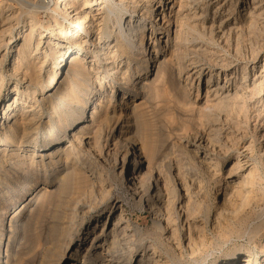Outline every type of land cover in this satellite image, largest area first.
I'll return each mask as SVG.
<instances>
[{
	"label": "rangeland",
	"instance_id": "obj_1",
	"mask_svg": "<svg viewBox=\"0 0 264 264\" xmlns=\"http://www.w3.org/2000/svg\"><path fill=\"white\" fill-rule=\"evenodd\" d=\"M82 1L76 0L74 8H81ZM181 1L184 4L189 1L187 5L185 4L186 10L183 12L188 16V20H191L187 21L190 28L186 29L187 34H185L189 42L186 41L185 45L189 48L186 51L187 57L192 58L193 62L189 65L190 62L186 61L187 57L182 59L179 54L175 55L176 57L172 56L167 49L159 56L157 63L161 62L162 66L158 70L154 67L135 80L144 84L143 94L148 93L149 96L142 99L143 103L141 99L135 101L140 104V108L137 111V118L134 117L136 126L131 133L136 143L141 148L144 147L142 148L144 157H141L143 162L145 160L143 166H146L145 163L151 166L152 182L148 193L145 194L153 192V179L157 176L159 188L163 187L160 188L162 192L167 196L172 194L170 199L174 197L170 204L168 225L162 223L167 227L163 230L154 227V216L146 208V195L139 201L140 190L128 184V168L126 164L121 168L119 159L123 149L118 151V158L114 163H111L112 158L105 160L104 155L101 154L99 157L92 155L95 160L92 164L96 166L92 170H87V163L79 166L81 171L90 173L92 178L98 175L104 181L103 191L94 186L91 193L83 196L73 183L65 187L56 186L55 180L66 170L64 165L59 164L58 167L53 165L49 169L50 167L39 163L36 152L34 156L32 155V150H40L42 147L47 150L46 153L50 152L58 140L50 143L44 130L37 134L32 132L24 142L27 155L23 157L18 153L17 157L11 158V161L14 160V165L9 169L10 174L6 177L0 174V182L3 184L0 187V264L3 260H5L3 264H125L116 255L128 254L129 247H133L130 252L133 256L127 264H145L148 256L144 258L140 256L143 251L150 253L152 245L161 249L162 253H168L162 260L167 259L169 264H264V0ZM254 3L257 5L256 9H253ZM89 4L90 6L86 5L85 8L92 14H101V10L97 11L98 0H90ZM7 5L14 14L19 11L16 2L5 0L0 6V11L5 13ZM55 10L60 12L56 17L61 21L64 12L60 10L59 4ZM37 15L35 27L37 30L33 34L35 38L42 30L40 25L48 24L46 14L38 11ZM24 17L26 16L22 15L17 21L12 20V33L4 34L0 38V56L3 54L0 57L2 62L0 110L6 99V92L9 91L10 95L15 82L11 67L22 43L20 35L28 31V27L24 25ZM250 17L255 19L253 20L255 23L249 26ZM191 29L196 32L201 31L202 33H199L203 38L195 39L196 34ZM83 33L81 31V34ZM96 37L97 33H94L92 38L96 39ZM165 39L167 36L163 37L161 43H164ZM41 41L42 44L44 39ZM165 44L170 46L171 43ZM40 49L44 50V48ZM113 51L114 47L110 44L108 56L111 58L108 59L114 58L119 71H124L127 61L118 52L112 53ZM38 55L43 56L42 51L38 52ZM67 63L68 59H66ZM178 63L186 65V70H183L180 76L175 72L178 70ZM128 64L126 75L133 78L137 73L140 74L133 62ZM195 66L201 72L200 76L191 82V74L187 77L188 80L186 76L192 73L194 77ZM61 70H66V67H62ZM216 83L227 87L229 93L236 94L234 96L237 99L234 101L237 102L232 101V105L228 106L230 109L215 107L217 111L211 110L214 104L216 106L217 99L222 96H220L221 90L215 93ZM95 98L98 99V96L95 95ZM119 100V93L110 96L107 92L99 100L101 105L99 108L101 107L102 111L109 106L117 105ZM30 103L26 102L24 106H29ZM94 109L97 116L101 114L98 108ZM210 113L212 115L214 113L215 116L212 117ZM107 125L109 126L108 122L106 127L104 126L106 129ZM214 125L220 128L216 137L218 143L212 141L209 145L204 136L208 137L212 134L209 130L215 128ZM90 133L94 136L97 134V132ZM212 143H214L213 147ZM10 149L14 150L13 152L17 151L14 146ZM128 150L127 157L130 153V149ZM204 164L210 165L211 169L204 167ZM1 167L5 170L7 165ZM252 167H255L256 180L253 190L254 200L235 221L227 220L224 223L221 220L223 226L216 227L214 225L216 217L227 213L222 208L223 199L227 198L233 203L239 201L237 194L231 190ZM182 185L188 190H182ZM172 187H175L174 190ZM97 189L99 192H96ZM184 191L188 193L190 201L178 199ZM76 198L80 201L76 205L80 212H77L74 220H71L70 228L65 233L62 228L66 221L62 217L63 212L67 206L74 204ZM88 198L92 199L91 205L86 204ZM119 210L132 226V230H127L126 233L130 235L133 232L134 238L130 239L126 235L121 238L124 222L117 223L115 232L120 236V248H117V252H107L106 242H101L93 236L99 231L104 217L106 222L104 229L109 231ZM133 228L138 232H134ZM248 234L251 236L249 241ZM231 246L237 251L225 255L226 249ZM86 248L88 251L85 254L83 251Z\"/></svg>",
	"mask_w": 264,
	"mask_h": 264
},
{
	"label": "bare ground",
	"instance_id": "obj_2",
	"mask_svg": "<svg viewBox=\"0 0 264 264\" xmlns=\"http://www.w3.org/2000/svg\"><path fill=\"white\" fill-rule=\"evenodd\" d=\"M5 1L16 2L19 5V11L14 14L11 12L8 5L5 13L0 11V38L4 34L10 35L12 33V20L17 21L22 15L26 16L24 17V25L28 27V31L20 35L22 36V43L18 48L16 59L11 67V73L15 82L13 83L10 95L9 91L6 92V99L0 110V174L2 177H6L10 174L9 169L14 165V160L11 161V158L17 157L19 155L18 153H21L23 157L27 155L25 153L27 148L24 142L28 140L27 137L30 133L33 132L37 134L39 131L44 130L50 143H52L51 141L53 140H58V142H55V146L50 152L46 153L47 150L42 147L40 150H32V155L34 156L36 152L37 157H39V163L50 167L49 169H51L53 165L57 166L62 164L65 166L64 169L66 170L64 173L55 180L56 186L65 187L68 186L69 183H73L77 186L76 190L83 196L91 193L94 190V186L103 191L104 187L102 188V186L104 181L100 176L96 175L92 178L90 173L86 174L81 171L79 166L87 163L88 169H86L92 170L96 167L92 164L94 160L92 155L99 157L101 154L104 155L105 160L107 158H112L111 163H114L118 158V151L123 149V153L119 158L121 168L126 164V168H128L129 171L128 184L132 188L140 190L141 193L138 196V200L141 201L143 196L146 195L145 193H148L149 186L152 182L150 178L152 175L151 166L147 163H145L146 166H143L145 160L143 162L141 157H144V153H142V148L144 147L141 148V146L136 143L137 141L133 139L134 136L132 137L131 133L136 126L134 117L137 118V111L140 108V104L135 103V101L137 99L142 100L145 96H149V94L147 93V95H144V84L137 83L135 80L139 76L150 72L154 67L158 70L159 67L162 66L161 62L157 63L159 56L162 55V51L169 49L170 55L172 56H177V54H179L182 59L187 57L186 51L189 48L185 45L188 40L186 29L190 28L187 21L191 20H188V16L183 14V12L186 10L185 6L189 1L185 2V5L184 2L181 3V0H98V5H96L98 6L97 11L101 10L100 15L95 13L92 14L89 9L85 8L86 5L90 6V0H83L81 8L77 9L74 8L75 3H77L76 0H56L55 2L53 0H47L46 2L44 0ZM3 2L4 0H0V6ZM58 4L60 10L64 12L61 21H58L56 17L57 14L60 15V12H56L55 10ZM254 5L253 9H256L257 5L255 3ZM38 11H42L47 15L46 22H48V24L40 25L42 30L38 32V37L35 38L33 34L34 31L37 30L35 27L37 25L36 19L38 17ZM48 11L50 13H48ZM51 12H54V14H51ZM252 18L251 21H247L248 25H252L253 22L255 23V21H253L255 19ZM195 30L192 31L191 29V31L196 34L195 39H202L203 35L201 36L199 33L201 31L198 32L197 30L196 32ZM44 31L45 33H43ZM81 31L84 33L81 34ZM94 33H97L96 39L92 38ZM188 35H190V33ZM166 36L167 39L164 40V43H161L163 42V37ZM211 38L209 39L212 40ZM42 39H44V41L41 44ZM191 39L194 38L191 37ZM8 42H10V40ZM166 42H170V46L165 44ZM110 44L114 47V51L118 52V54L123 56L125 61H127V66L124 71H119L114 58L108 59L111 58V56H108ZM40 48H44V50ZM41 51L43 56H37V53ZM114 51L112 53H114ZM2 56L3 54L0 57ZM66 59H68L67 64ZM186 61L190 62V65L193 59L187 57ZM129 62H133L136 65V69L140 71V74L137 73L136 77L131 78L130 75H126L129 69ZM1 64L0 58V87H2ZM178 64V70L175 72H177V76H180L182 71L186 70V65L183 63ZM62 67H66V70L62 71ZM193 68L194 77H192V73H188V76H186L188 80L187 77L191 74V82L193 79L200 76L199 74L201 72L198 67L195 66ZM196 80H198V78ZM52 83L55 84L53 85ZM143 83L146 84L144 81ZM151 84H153V81ZM151 84L149 83V85ZM108 87L109 89H107ZM214 88L215 93H219L221 90L220 96H222L217 99L218 102L216 106L214 104V108L211 110H216L217 108L215 109V107L227 110L228 106L230 104L232 105V101L237 99L235 98L236 96H234L236 94L229 93L227 87H223L218 83L214 84ZM149 90L148 92L150 93ZM131 91L133 93H131ZM107 92H109L110 96H112L113 93H119L120 100L117 105L109 106L101 111V107L99 108V106H101L99 100ZM95 95L98 96V99L95 98ZM109 101H111V99H109ZM138 101L139 100H137V102ZM26 102L31 103L29 106H24ZM22 105L24 107H22ZM213 106L211 105V107ZM94 108H98L101 114L97 116ZM86 110L88 111L86 112ZM210 115L213 117L214 113L213 115L210 113ZM208 117L206 116V118ZM206 118L204 117V119ZM107 122L109 126L107 125L108 127L106 129L105 125ZM219 129L218 127H212L209 130L212 134H209L208 137L204 136V138L206 137V141L209 142V145L212 141L218 143L216 137L219 134ZM140 130L141 129H139V133ZM90 132H97V134L94 136ZM93 136L95 139H93ZM139 137L140 135L138 138ZM7 144H9L8 147H6ZM145 144L143 146H145ZM213 144L214 143H212V147L214 146ZM11 146L12 148L14 146L17 151L13 152L14 150L10 149ZM128 149H130V153L127 157V153L129 152ZM19 150L21 152H19ZM108 155L111 156L109 157ZM21 164L20 162L19 165ZM5 165H7V168L4 170L1 166ZM206 166L204 164V167ZM209 166H207V168ZM178 168L180 169V165ZM254 168L255 167L250 168L238 185L234 186L231 190V192L237 194L239 201L233 203L227 198V200L223 199L222 208L227 211V213H224L225 215L219 214V217H216L214 220V225L216 227L220 228L223 226V223H220L221 220L224 223H226L227 220L235 221L240 214L247 210L254 200L255 194L253 190L255 185L254 182L256 181ZM179 169L176 170L179 171ZM213 172L215 173L214 170ZM256 176L258 177V175ZM158 181L159 179L156 176V178L153 179L152 188L154 187V190L152 193L150 192V194L145 196V202L146 208L150 210V213L154 216V227L163 230L168 225L170 204L174 197L170 199L172 194L167 196L162 192L161 189L163 187H160L161 189L159 188ZM2 186L3 184L0 182V187ZM175 187H172L173 190ZM184 187L182 185L181 189L183 188L182 190H185ZM98 189L96 192H99ZM173 190L172 192L174 193ZM185 191L181 193L183 195L180 194L178 199H187V201H190L188 193ZM96 192H94V194ZM91 201L92 199L90 198L88 203L84 202L90 204ZM187 201L185 202L187 203ZM78 202H80L79 198H76L74 204L67 206L63 212L62 217L65 218L66 221H64L65 225L62 228L65 233H67V230L70 228L71 220H74V216H76L77 212H80L76 207ZM81 212L83 213L84 211ZM103 219L99 231L96 232L93 237L100 239L101 242H106L107 252L110 251L113 253L119 247L120 236L119 233L117 234L115 232V225L117 223L124 222L121 229V238L125 235L130 239L132 237L134 238L133 232L130 235L126 233L132 226L121 210L117 212L116 219L112 221V226L109 231L104 229L106 223L105 217ZM163 222L167 225H163ZM133 229L134 232H138L136 228ZM20 232H22V230ZM250 237L251 236L248 234V241ZM135 239L137 238L135 237ZM132 249L133 247H129L128 254L116 255V257L121 258V260L127 264L133 256L130 253ZM87 251L88 248L83 252L86 254ZM236 251L237 249L231 246L226 249L225 255H230ZM84 253L82 255L83 257L85 255ZM167 254L162 253L161 249L159 250L158 247L152 245L150 253L147 254L143 251L140 257L143 256L144 258V256H148V260L145 264H169L167 259L162 260ZM13 258L14 256L12 259ZM143 258H141V260H143ZM3 262H5V260H3Z\"/></svg>",
	"mask_w": 264,
	"mask_h": 264
}]
</instances>
